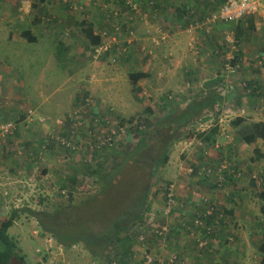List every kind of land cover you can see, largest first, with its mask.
Returning <instances> with one entry per match:
<instances>
[{
    "label": "rangeland",
    "instance_id": "374dc122",
    "mask_svg": "<svg viewBox=\"0 0 264 264\" xmlns=\"http://www.w3.org/2000/svg\"><path fill=\"white\" fill-rule=\"evenodd\" d=\"M57 1L58 0H52V3H48V7L46 6L47 8L45 7L42 12L41 10L43 7L40 10L37 3H33L32 0H0V15H10L9 18L11 19L6 22L0 20V28H3L5 25L10 31L14 30V33H18L20 30L23 32L28 29L31 24L35 23L33 27L35 35L39 40L37 45L28 44V47H31L30 50L32 49V46H34L37 51L30 52L29 50L28 53L23 56L19 55L15 58L21 60L30 58V61L32 62V71H38L35 77L36 80H38L37 85L42 87V89L41 87H37L39 92L35 90V96H43L41 91H44L46 101L48 100L51 107L49 112L44 110V104H41V107L43 108L42 110L34 109L32 107L36 110V112H41L43 113L42 115H47L46 117L49 118L47 124H44V126L43 122L41 123V121H38V118L36 122L34 121L35 124L37 122L41 124L37 123L38 128L35 127L31 130L32 133H36V135L30 136L33 139L32 147L36 142L40 141L41 143L43 139H46L49 133L59 134V136H57L59 138L58 140H49L48 152H45L46 156H44L45 154L43 155V159H45V161L39 166L40 168L39 170L37 169L38 171L28 175L29 180H19L21 182L17 180H15L16 182L14 180L6 181L4 174L0 173V185L3 181L4 185H6L5 187L11 189V192L8 193V195L7 193L3 195L4 198L0 193V222L7 219L13 211H17V217L13 225L8 228V235L16 241L17 247L20 250V255H23L25 263L100 264L101 262L99 257L92 258L82 244L77 243L70 248H64L62 244L56 242L52 235L47 233V235H43L36 220L21 211L25 208L32 211L47 212L59 210L60 212L57 216L58 221H64V225H69L73 232L80 233V231L83 230L86 235L89 233L93 235H102L105 231H112L110 225L112 224L111 219L117 216L121 212L120 210L125 208H121L122 205H124V202H122L124 198L113 192L111 189H108L103 196H99L97 198L101 187L97 176L100 171L99 169L102 168V171H108L113 164L116 163L117 158L120 157V153L123 155L132 149V145L137 141L138 130L149 124L164 121L169 115L167 113L172 109H183L189 101L199 94L203 88L202 85L207 83L205 81L218 76L222 78V82L217 86H213L212 89H215L214 93L218 94L223 99L220 104L222 106V110L216 114L217 108H219L218 106L212 111H209L208 108L204 109V114H208L209 118L206 122L202 121L198 122L194 126H189L190 130L194 129V137L191 141H187L185 139V128L177 131V133L174 132V136L176 137L167 149L169 157L168 162L164 166H159L152 177L146 176L150 185V211L146 214V216L150 219L149 223L153 224V227H159L160 220L163 219L162 213L167 212L168 210L167 207L163 208L164 191L168 188H170V191L172 190L175 192V195H178V200L181 198L187 199L186 202L191 203V208L195 205L192 200L193 198L199 199L201 202L207 200V204H204L203 206L205 209H208V206L212 205L210 199L213 198L215 206L218 207L219 210H224V207H230V209H233V216H228L226 224H208L212 226V228L217 227V225H224V227L223 231H220L218 234L219 237H221L218 238L220 241L217 242V240H215L213 242L210 247V253L207 254L206 259H203L202 261L203 264H215L218 262H222L223 264L225 260H227L229 264H260V261L257 258V253L256 257L249 255L246 257L247 259L242 260L240 254L241 251L237 253L235 252L239 249V247H241L242 250L244 249L241 245L244 244L246 239L254 245L258 244L262 239L261 231L264 230V215L261 214L259 210V198L257 197L259 192L264 190V188L259 183L255 186H251L249 183L251 179L249 175L262 176L264 173V142H260V145L252 143L249 146H242V144H240L237 146V150H235V143L238 144L239 141L238 139L235 141L237 131L234 127H232V121L239 116H243L245 118L247 117L246 119L248 120L246 121L249 123L256 122L261 118H264V115H262L264 108L261 107V105L256 104L255 99H252L255 97L251 96L253 87L249 86L250 80L246 78L249 76L248 73L252 71V69H247L246 67H251V65L245 63L240 64L241 68L239 71L233 74L227 72L224 68L222 73H220V70L216 73L215 68H211L208 71L202 70V72L194 71L197 74L196 76H193L192 78L194 79L191 80L183 78L185 71L182 69L184 68L181 69L180 65H173V63L170 62V57H168L169 61H167L168 65H171L169 71L167 68L154 69L153 59L155 57H151L152 66L150 67L154 69L153 74H155L157 80L152 81L151 77L149 83L146 84H144V80H140L138 82L139 90L135 87L136 91L133 86L129 84L127 79L129 70L131 71L136 69L137 71H141L144 69V67L140 65L137 66L135 64L136 61H140V59L143 58L144 53H140V48L143 46L141 45V38L136 36L137 40L135 42L138 44V48L135 51V55L139 57H133L129 62H117L116 64H113V66L108 67L110 63L109 58H103V61H98L96 60L97 58H92L89 51L86 50L85 52H87L88 55L85 54V57L80 56L81 59H77L79 58V55L76 54L78 53L76 51L78 48L75 47L76 49L73 51L75 53L70 55L69 58L71 61L68 64L69 67L67 69L61 68L58 70L57 67L59 66H56L47 60V54H51L55 57L54 52L58 51V44L61 43V41L73 43L74 45L82 42V47H84V43H86V41L83 39L81 41V36L74 37L73 39L72 37L70 38L67 36L69 30L71 32L76 31L77 29L70 28L64 24V22L69 20V16L72 14L55 8ZM259 7V12L261 13L264 10V4H260ZM79 10L80 8L77 7V12H74V15H78V18H82V15H79ZM90 10L93 12L94 8L92 7ZM34 18H38L40 22H34ZM16 20L19 22H16V27H14L13 25ZM218 24H223V29L227 30V33H231L230 28L232 25L225 23L206 24V22H202V24L199 23V26L194 27L193 29L194 32L197 33V37L199 39H203L206 31L209 29V25H211L210 27H213ZM151 28L152 27H150V29ZM259 32H264L262 27ZM1 35L2 34H0V36ZM22 39L23 42H27L25 38L22 37ZM123 40L124 39H122L119 44H122L124 42ZM114 42H117V39H115ZM223 42L229 46L225 36L223 37ZM23 44L21 46H23ZM197 44H200V42ZM261 45L262 41H259L258 47ZM143 48L145 49V47ZM229 48V52L225 53L221 57L224 59V62L226 58L232 56L230 52L233 48L232 50L231 46H229ZM201 49L202 48L199 47L194 50L197 51V56H199ZM225 50L227 49H225L224 45V51ZM238 50L239 48H237V51ZM210 52L211 51L209 49H206L203 56H210ZM259 52H264V45L261 47ZM0 53H4V50L0 49ZM8 57L11 59L14 58L13 54H9ZM3 58L7 59L6 56ZM97 64H100L103 68H97ZM148 64L149 62H145L143 66ZM165 64L167 65V63ZM252 66L257 67L254 65ZM173 67L177 68L176 74H174ZM243 67L245 68L243 69ZM163 72H165L164 74L167 75L168 79L163 76ZM249 78L251 77L249 76ZM64 80H66L65 84ZM105 81H108L107 86H105V84H107ZM259 81L264 83V72L260 73L258 78L255 80L257 84H259ZM59 84H61V86H59ZM244 84H246V88ZM114 87H116V91L114 90ZM16 90L21 91L18 88H16ZM24 91H27V89H24ZM84 91H87V96L82 98V104L80 105L83 106L84 109H82V111L85 112L83 114V121L85 124H83L84 128L81 133L84 134L85 131L87 132L89 129H94V123H97L95 119L98 115L99 119L108 118L111 119L114 124V119L122 125L137 121L135 129L127 126V129L129 130V136L126 138L127 140L120 141L114 149H106L102 151L101 154L105 158L101 157L99 154L101 157L100 160L95 161H93V155H90L85 151V149L82 150V147L79 146V148H76L72 145L67 147V139L63 133H60V130H64V127L60 130L58 129V126H62L61 124H58V121H61L58 119L64 118V115L69 112L67 110L73 96L80 99L83 97L82 93H84ZM116 93L117 98L109 96L110 94H115L116 96ZM204 94V97L211 95L208 92ZM19 96H21V93ZM109 102H112V104ZM5 103L6 102L3 101V104ZM251 104L256 110V113H253L252 118H250L252 112L249 111L250 106H252ZM93 106H97L99 108L98 111L93 112V116L95 117L90 116L89 113ZM102 106H104V108L100 111V107ZM106 108H111L113 112H116L119 116L121 115V117L119 119L107 117L109 115L105 112ZM33 109L32 111H34ZM148 109L150 112L147 111ZM2 111H5L4 108H2ZM20 111L21 113H28V110ZM12 113L14 114L15 112ZM0 117H2L0 118L1 125L10 121L14 122V119L9 114L8 116L2 115ZM120 121H122V123ZM29 123H33L31 118L28 124ZM28 124L24 122L22 125L26 128L29 126ZM98 126H100V124H98ZM214 127L217 128L218 139L213 146L209 147L200 139L195 137L196 133H202L201 131H208L210 128ZM106 129L107 128L103 127V125L99 128L100 131H104ZM125 133L126 132L124 131V134ZM241 133H244V131H241ZM123 135H121L122 138ZM1 137L2 136H0V143L4 142V140H6L5 138H11L12 134L11 136ZM12 140L13 139L10 141ZM11 143L14 142L12 141ZM165 143L166 142L161 144V140H158L153 143V152L151 155L146 157H142L140 155L139 157L134 158L137 160L140 159L139 163L147 165L149 160L160 156V149L164 147ZM230 146L231 148H229ZM202 147H205L206 150H203ZM16 148H18L21 152V154H19V159H22L24 155L23 147H20L19 145V147L17 146ZM255 148H258V150L256 151ZM69 150L75 153H70ZM83 153H85V155H82ZM222 160H226L227 163H230L231 169L234 171L240 170L242 172V176L237 178L238 180H235V184H237L238 189L236 188L237 191L234 193V198L232 197L231 202H228L225 199V193L228 194L232 190L231 184H227L223 189H221L223 194L222 197L218 195L217 191H219V189L217 190V188L213 186L212 182H203L200 180L197 172L194 173L195 168H198V166L201 167L200 165L207 166L208 163L209 166H211V164L215 163V161L218 162ZM98 162L100 163L99 166H97ZM129 165L134 166L133 163ZM91 167L96 170L98 169L97 174L95 173L91 175L89 173V168ZM125 170L127 169L125 168ZM190 170L192 173L189 172ZM41 171H43V174L38 175V179L37 173L39 174ZM132 171L134 172V169H132ZM152 172L153 170L151 169L150 173ZM124 173L126 174L127 179L133 178V175H128V171ZM124 173H122V175H124ZM72 177H75L76 179L72 180ZM140 177L141 176L138 178ZM258 180L259 178H257V181ZM16 184L19 185V189H21V191H19L16 196H13V188ZM62 190H65V192H67V190L70 191L72 200L69 203H67V198L62 197L59 194ZM241 194L243 196H240ZM126 201L128 203L129 199ZM74 206H82V208L75 207L74 211H71ZM65 208H68V211ZM185 213L189 212L186 211ZM174 214L175 215L173 216L171 215L172 217L170 216L171 222H177L176 225L181 226L178 228L174 225V233L177 234L171 237H165L164 243L162 241L153 242V239H151L147 244L138 245V243L134 241V245L130 248V252L134 253V256L127 259L126 257H123V250L124 248H128V245H123L122 243H126V240L128 239L126 237H128V235H123L121 236V243L116 242L115 245L105 250L106 254L115 256V251H118V264H136L141 260L143 249H150L152 254L167 256L174 253V251H177L178 253V251H180L179 249L184 250L185 247H189L191 248V251L189 252L190 256H188V258H186V256H182L185 259L183 264H188V261L194 264L192 258L197 256L198 248L194 246L193 242L197 241V237L203 236L202 231L197 232L196 235H194L193 229L190 228V225L192 224L190 217L187 218L188 220L186 221L185 219L178 220L175 219L179 215L178 210L175 211ZM199 223L204 225L207 224V221L203 219V221L201 220ZM249 225H257L258 227L253 230L248 228ZM171 242H175L176 247L168 244ZM162 243L166 245V248ZM203 243L204 242H200V245H205V243ZM218 249H223V252L220 254L221 259L212 257L213 254L211 251L215 252ZM224 252L225 254H222ZM184 254L187 255V253ZM13 264H15V262Z\"/></svg>",
    "mask_w": 264,
    "mask_h": 264
},
{
    "label": "trees",
    "instance_id": "16d2710c",
    "mask_svg": "<svg viewBox=\"0 0 264 264\" xmlns=\"http://www.w3.org/2000/svg\"><path fill=\"white\" fill-rule=\"evenodd\" d=\"M32 1L33 3H37V6H39L40 10L43 7L41 10L43 12L44 8L52 0H32ZM179 1L180 0H58L55 8H58V10L66 11V13L72 14L69 16V20L67 22H64V24L66 26H69L70 28L77 29L76 31H71V32L69 30L67 36L70 38L72 37V39L74 37L81 36V41L83 39L86 41V43H84V47H82L83 46L82 42L76 45L71 43L70 46H66L64 45L65 41H63L59 43L58 46L59 49L56 55L60 58H63V55L65 58H70L68 55L64 54L63 51L67 50L71 52V50L74 51V49H76L75 47L80 46L82 47L83 51L81 54H77L79 55V57L80 56L85 57V54H87V52H85L86 50L89 51L91 57L94 58V56L97 53L96 52L97 47L107 45L106 50L101 51L98 54L96 60L103 61V58H107V59L109 58L110 59L109 66L106 65L108 67L113 66V64H116L117 62H129L133 57H139L135 55L136 54L135 51L138 48V44L135 42L137 40L136 36L141 38V33L142 31H145V28L147 27L149 22L151 24L159 23V19L163 17L164 22L166 23L167 22L166 20L172 19V17H174L175 14L180 12L181 18L185 20L184 21L185 24L184 25L182 24L183 28L184 26H186V28L188 29H193L194 27L199 26V23L202 24L203 20L206 19L207 16L206 17L202 16V18L200 17L199 20H195L194 18H196L197 16L196 9H189V7L186 6H183V9H181L182 5L179 6L175 5L179 3ZM223 2L224 0H220L219 6L222 5ZM77 7L80 8L79 15L81 14L82 18H78V15H74V12H77ZM92 7L94 8L93 12L90 10ZM169 8L173 9L172 15H170L169 13L165 15L164 12ZM217 11L218 9L216 10V12ZM201 13L205 14L204 11H201ZM255 16L256 15L250 14L247 16H243L239 18L237 21H233V22H219V21L208 22L209 24L225 23L232 25L230 31L234 36L236 48H239L238 50L239 52H232V55L234 57L233 62L238 61L239 60L238 55H241L240 47H239L240 42L253 41L251 35L255 32V27L253 26V17ZM36 22L38 23L40 22V20L37 18ZM162 24L163 23L159 25L160 27L159 31L161 33H166V32L169 33L171 29L168 27V24L170 23L161 26ZM34 25L35 23L32 24V26ZM22 36L27 40V42H36L37 40V37L32 36L30 30L28 29L22 32ZM115 39H117V42H114ZM122 39H124L123 40L124 42L122 44H119V42H121ZM229 50L230 48L228 46L226 51L229 52ZM147 52L148 51L146 48L145 49L140 48V53H143L144 56H148L149 59H151L153 53L151 52L147 53ZM255 57H256L255 59L250 58L248 61L249 62L255 61L254 66L256 64L259 67L260 73L264 72V52H259V54L256 55ZM258 61H262V64L258 65L257 64ZM147 76L148 75L146 73L142 71H137L135 69L131 71L129 70L127 79L129 80V83L131 84V86H133L134 89L136 87V89L139 90L138 82ZM221 81L222 78L218 76L214 79L208 80L207 83L203 85V88L201 89L199 94L198 95L196 94L197 96L193 98L191 101H189L183 109L181 110L172 109L170 110V112L167 113L169 115L166 117L164 121H158L154 124H149L138 130L137 141L132 145V149L124 153L123 155L122 153H120L119 154L120 157L118 156L119 158H117L116 163H114L113 166L108 171L107 170L102 171L101 168L99 169L100 171L98 172V169L96 170L95 168L92 167L89 168L90 169L89 173L91 175L95 173L97 174L98 172L97 176L101 184V187L98 192L99 195H97V198L99 196H103V194L108 189H111L113 192H115L118 195H121L124 198L122 201L124 202V205H122L121 208L124 207L125 208L120 210L121 212L117 216L111 219L112 224L110 225L112 231L110 232L105 231L103 232L102 235H93L91 233L86 235L83 230H81L80 233L73 232L69 225H64L65 224L64 221L60 222L57 220V216L60 212L59 210H55L53 212H47V211H32L28 208H25L21 212L26 213L30 217L34 218L42 231L41 233L43 235H47V234L52 235L55 238L56 242L62 244L64 248H70L71 246L80 243L89 252L92 258L99 257V260L102 264L104 263L112 264V262L118 264V260H117V258H119L117 257V255L119 254L117 253L118 251H115L117 253V254L114 253L115 256H110L109 254H106L105 250L115 245L116 242L121 243L120 242L122 241L121 236L123 235L124 236L128 235V237H126L128 238L126 240V243L124 242L122 243L123 245L124 244L128 245V248H124L123 250V257H126L127 259H130L134 256V253L130 252V248L132 247V245H134L133 243L134 241H136L138 245L147 244L151 239H153V242L162 241L164 243L165 237H171L177 234L174 233L175 231L174 225H176L177 222L176 223L171 222V217L175 215L174 214L175 211L178 210L179 215L175 219L178 220L185 219L186 221L188 220L187 218L190 217V220L192 221L190 228L193 229L194 235H196L197 232L202 231L203 236L197 237V241L193 242L194 246L198 248V252H197V256L193 257L192 259L194 264L196 263L203 264L202 261L203 259H206V255L210 253V247L213 244V242L215 240H218V238H221L219 237L218 234L220 231H223V227H224V225H217V227L212 228V226L208 224L209 223L226 224V220L228 216L229 217L233 216L232 215L233 209H230V207H224V210L223 209L219 210V208L215 206V202L211 197H210L211 198L210 201L212 202V205H209L211 207L208 206V209H205L203 207L204 204H207L206 203L207 200L201 202L199 201V199H194V198L192 200L195 205H193V207L191 208V203L186 202L187 199L181 198L180 200H178L179 198L178 195H175V192H173L172 190L170 191V188H168L164 191L165 193L163 197L164 198L163 208L170 207V210L168 213L165 212L162 213L163 219L160 220V225H159V229L161 230V228L165 227L166 232L164 233V235L151 236L149 232L152 230L153 224L149 223L150 219L146 216V214L150 211V205H149L150 185L148 179H146V176L152 177L159 166H164L168 162L169 157H168L167 149L172 144V141L176 137L174 136V132L177 133V131H180L181 129L185 128L186 129L185 139L187 141H191L194 137V129L190 130L189 126H194L198 122H202V121L206 122V120H208L209 118V115L208 114L205 115L203 110L208 108L209 111H212L215 108H217V106L219 108H217L216 114H218L222 110V106L220 104L222 103L223 99L221 96L214 93L215 89H212L213 86H217L219 83H221ZM249 86L253 87V90L251 91V96H252L254 95L255 87L257 86L252 84H249ZM262 89L263 92H258L255 98L258 97L262 98L261 107L264 108V86L262 87ZM206 92H208L211 95L204 97L205 95L204 93ZM82 94L83 97H81L80 99L78 97L75 98L73 111L78 110V108L82 104V98H85L87 96V91H84V93ZM94 111H98L97 106H93L92 110L89 111L90 116L95 117L93 116ZM108 111L113 112V110L110 109H108ZM147 111L150 112L149 109ZM242 123L243 120L240 118H236L235 121L233 122L235 126H238ZM242 128L244 129V133H240V134L244 138V142H246L247 144L253 143L257 139L262 140L264 142L263 122L246 124ZM195 137L200 139L207 146L209 147L213 146L217 142L216 139L218 138L217 128L214 127V128H210L208 131H204L202 133L200 132L196 133ZM158 140H161V144L166 142L164 144V147L160 149V153H161L160 156L156 157L155 159L149 160L147 165H143L139 163L140 159L137 160L134 158V157H139L140 155L142 157L151 155V153L153 152V143L157 142ZM85 141H87L89 144L92 143V141H90V139L87 138L85 139ZM202 149L206 150L205 147L204 148L202 147ZM95 154L97 155L96 160H100L101 157H104L101 154V152L99 153L95 152ZM99 154L101 155V157ZM94 159L95 158H93V161ZM99 162L97 166H99L100 164ZM132 163L134 164V166L129 165ZM215 164L217 163H212L210 167H213ZM125 168L127 170H125ZM132 169H134V172L132 171ZM151 169L153 170L152 173H150ZM199 170L200 168L198 166V168H195L194 173L198 172ZM127 171H128V175H133V178L127 179L126 174L124 173ZM122 173H124V175H122ZM139 176L141 177L138 178ZM260 176H256V179L250 177L251 178L249 182L250 185L255 186L257 185V183H259L264 188V173L262 174L261 177ZM199 177L200 180H202L203 182L206 181H208V183L212 182L214 187L217 186L216 182L211 181L209 176H206L205 173L199 175ZM225 178L226 180L222 183L221 188L219 187V191H217V193L218 195L223 197L221 189H223L227 184H231L232 187L231 192L228 194L225 193L226 201L231 202L232 197L234 198V193L237 191L235 188V180L238 179L234 175H226ZM257 178H259L258 181ZM73 179L76 178L72 177V180ZM240 196L243 195L241 194ZM257 197L259 198V205H260L259 210L261 214L264 215V190L260 191ZM127 199H129L128 203L126 201ZM67 200H68L67 203H69L72 200L71 193H69ZM75 207L82 208V206H74L72 207L73 209L71 211H74ZM68 208L65 209L67 210ZM186 211H188L189 213H185ZM16 217H17V211H13L7 219L0 222V264H13L14 262L15 264H26L23 255H20V250L17 247L16 241L8 235V228H10L13 225ZM203 219L207 221V224L202 225V223H199L201 220L203 221ZM195 220L199 222L195 223ZM176 226L179 228L181 225H176ZM261 234H262V239L260 241L257 251L260 256V264H264V230L261 231ZM139 236L144 237L143 243L139 241L138 239ZM200 242H204L205 245H200ZM168 244L176 247L175 242H171ZM179 250L180 251H178V253L177 251H174V253H171L167 256L161 254L158 255L152 254L150 252V249L149 250L146 249L145 253L152 254L153 260L149 264H182L183 261L185 260L182 256H186V258H188V256H190L189 252L191 251V248L185 247L184 250L183 249H179ZM211 252L213 254L212 257H215L214 251ZM184 253H187V255H185ZM171 255H175L174 256L175 258H171ZM136 264H144L142 261V257L140 262ZM215 264H222V262H218ZM223 264H229V263L227 262V260H225Z\"/></svg>",
    "mask_w": 264,
    "mask_h": 264
},
{
    "label": "crops",
    "instance_id": "0c3cea01",
    "mask_svg": "<svg viewBox=\"0 0 264 264\" xmlns=\"http://www.w3.org/2000/svg\"><path fill=\"white\" fill-rule=\"evenodd\" d=\"M50 3H52V1ZM219 4H220V0L219 1L218 0H216V1L215 0H213V1L212 0H180L179 3H177L175 5H178V6L182 5L181 9H183V6L189 7V9H196L197 16L194 19L199 20L200 17L202 18V16H204V17L207 16L206 19L203 20V22H206V24H209L208 22H209L211 15H213L216 12V10L219 9V7L221 6V5L219 6ZM201 11H204L205 14H202ZM213 11H215V12H213ZM177 12H178V9H177ZM211 12H213V13H211ZM168 13L170 15H172L173 9L169 8L164 12L165 15ZM9 17H10V15L6 16V15L2 14V15H0V20L6 22L8 20H11ZM166 21L167 22L165 23L163 17H161V19H159V23L151 24L149 22L147 27L145 28V31H142V33H141V45H143L142 48L145 47L148 51L147 53L151 52V53H153L152 58L155 57L153 59L154 60V62H153L154 69L167 68V70L169 71L171 68V65H168L167 61H169L168 57H170V62H172L173 65H180L181 69L184 68V69H182L185 71V73L183 74V78H186V79H191V80L194 79L192 77L196 76V74H197L194 71L202 72V70L208 71L211 68H215L216 73L219 70H220V73L223 72V70H224L223 68H225L224 63L230 62L227 59H225V62H224V59L221 58L227 52L226 50L224 51V45H225V49H227V46H228L226 43L223 42V37L227 33V30L223 29V27H224L223 24H218V25L213 26V27H210L211 25H209V29L206 31L205 37H203V39H199L197 37V33L194 32V29H188V28H186V26H184V28H183V25L185 24L184 23L185 20L181 18L180 12L175 14V16L172 17V19H169ZM16 22H19V21L16 20L14 22V25H13L14 27H16ZM34 22H36L35 18H34ZM161 23H163L161 26H164V24H168V23L171 24V26H170V24H168V27L171 29L169 31V33L168 32L161 33L159 31L160 27L158 25ZM253 26L255 27V32L251 35L253 41L240 42L239 45H240L241 55H238V59H239L238 61L241 62L240 64L245 63V64L251 65V67H246L247 69L248 68L252 69V71L250 73H248V75L251 78H249V76H247L246 78H248L250 80L249 81L250 84L257 86V87H255L254 95H252V96H257L258 92H263L262 87L264 86V83H261L259 81V84H257L255 82V80L258 78L260 70H258V66L256 64H255V66H257L256 68L252 66V65H254L255 61L249 62L248 60L250 58L255 59L256 58L255 56L259 54L261 47L264 45V32L263 33H260L261 31L259 32L261 27H264V10L261 13L259 12V14H257L255 17H253ZM150 27H152V28L150 29ZM148 28H149V30H148ZM28 30H30L32 36H36L35 31H34V27L32 26V24L30 25ZM262 30H264V28H262ZM0 34H2L0 36V49L4 50V53H0V116H2V115L8 116V114H9L14 119V122L16 123V129L14 130L12 137L11 138L9 137V139L5 138L6 140H4V142L0 143V173L4 174V176H5L4 178L6 181L29 180L28 175H31V173L33 174V173H35V171H38L40 168L39 166L41 164H43L45 161V159H43L44 158L43 155L45 154V152H48V146L49 145H47L46 151L41 150V147H42L41 145L44 144L42 142H45L49 139L48 135L50 134L49 133L47 135V138L43 139L41 141V143H40V141H38L32 147L33 139L30 136H34V135H36V133H32L31 130L34 129L35 127L38 128L37 127L38 124H41L42 122H43V126H44V124H47L48 119H49L48 117H46L47 115L44 116V115H42L43 113L36 112V110H34V109H41L42 110L43 108L41 107V104H44V110L46 112H49L51 107L49 105L50 103L48 102V100L46 101V95H44V91H41L43 96H35L34 91L37 90L39 92L37 87H41V86L37 85L38 80H36L35 77H36V73L38 71L37 70L32 71V69H31L32 68V62L30 61V58H25L24 60L15 59V58L18 57L19 55L23 56L24 54L28 53V51L31 48V47L30 48L28 47L29 46L28 44L37 45L39 40L37 38L36 42H23L22 30H20V32H18V33H16V32L14 33V30L10 31L9 29L6 28L5 25L3 28H0ZM192 39H193V42H192ZM259 41H262V45L260 47H258ZM198 42H200V44H197ZM223 43H224V45H223ZM22 44H23V46H21ZM64 44H66V46L71 45V43H67L66 41L64 42ZM58 46H59V44H58ZM199 47H201L202 49L200 50L199 56H197L196 55L197 51H194V50H196ZM76 48H78V49H76V51L78 52L76 54H81L83 51L82 47L77 46ZM206 49H209L211 51L210 52L211 55L204 57L203 54L205 53ZM31 51H37L36 47L32 46V49L30 50V52ZM237 52H239V51H237ZM56 53H57V51L54 52L55 57L51 54L50 55L47 54V56H48L47 60H49V62H51L52 64L59 66V67H57L58 70H60L61 68L67 69L69 67V65H68L69 62H71L70 59L65 58L64 55H63V58H59L56 55ZM63 53L70 57V55L73 54V50H71V52L66 50V51H63ZM9 54H13L14 58L13 59L9 58L8 57ZM4 56H6L7 59L3 58ZM77 59H80V57ZM200 59H202V60H200ZM145 62H149V64L143 66V64ZM51 63H49V64H51ZM151 63H152L151 59H149L148 56H144V55H143L142 61L140 59V61L135 62V64L137 66L140 65V66L144 67V69H142L141 71L148 75L147 77L142 79V80H144V84L149 83L151 77H152L151 78L152 81L157 80L155 77V74H153L154 69H152V67H150V66H152ZM165 63H167V65ZM77 64H79V63H77ZM96 67L97 68H103V66H101L100 64H97ZM155 67H157V68H155ZM244 68L245 67H243V69ZM176 71H177V68H174V74H176ZM62 73H64V72H62ZM110 73H111V69H110ZM164 73L165 72H163V76L167 78V75H165ZM66 76H67V74H66ZM211 79H214V77H212ZM105 82H107V84H105V86H107L108 81H105ZM205 82H207V81H205ZM65 83H66V80H64V84ZM59 86H61V84H59ZM16 88H18L21 91H17ZM24 89H27V91H24ZM41 89H42V87H41ZM114 90L116 91V87H114ZM20 93H21V96H19ZM109 96L117 98V93H116V96H115V94H110ZM74 97L75 96H73V98H72V100L68 106L69 108L67 111H69V112L66 113L67 112L66 111L65 112L66 115H64V118L58 119L61 121L56 120V121H58V124L62 125L61 127L58 126V129L60 130L62 127H64V130H62V131L60 130V133H63L65 136L72 138V140H71L72 145L76 148H79V146H80V147H82V150L85 149L86 152H88L90 155H93V158H95L94 159V161H95L97 158V155L95 154V152H92L89 149V143L87 141H85V139H86L85 134L86 133L83 134L79 131L76 133L71 132L72 131V125H71L72 123L70 124V122L67 118H68V114H70L73 111L74 107H72V106L75 104L74 100L76 98V97L75 98ZM252 99L256 100V104L261 105L262 98L253 97ZM3 101L6 103L3 104ZM109 103L112 104V102H109ZM2 108H4L5 113L2 111ZM21 108H23V109H21ZM100 108H101L100 109V111H101L104 108V106H102ZM32 109L35 112L32 111ZM17 110H19V111H17ZM20 110H26V111L28 110L27 111L28 113H25V112L21 113ZM98 110H99V108H98ZM249 111L252 112V115H250V118H252L253 113H256V110L253 108V105L250 106ZM12 112H15V113L13 114ZM105 112L107 113V115H111L110 116L111 118L119 119L121 117V115L119 116V114H117L116 112L108 111V108H106ZM262 115H264V111H263ZM29 117L33 120V123L28 124V122L30 120ZM98 117H99V115H98ZM0 118H2V117H0ZM37 118H38L39 122L41 121V123L37 122L38 124L37 123L35 124ZM89 118H90V116H89ZM237 118L242 119L243 123L238 125V126H235L233 124V122L235 120L232 121V127H234L235 130L237 131V135L235 136V141L237 139L239 141L238 144L235 143V146H234L235 150H237V146H239L240 144H242V146H247V145L249 146L252 144V143L247 144L246 142H244V138L240 134L241 131H244V129L242 128L244 125L258 123V122L264 123V118H261L259 121L251 122V123L246 121V120H248V119H246L247 117L245 118L243 116H239ZM24 122H26L29 126L24 128L22 125ZM54 134H56V133H54ZM80 135H81L80 142L79 141L77 142L75 137H78ZM11 139H13L12 141L14 143H11L12 142V141H10ZM217 139H216V141H217ZM260 142H263V141L257 139L253 143L260 145ZM19 145H20V147L22 146L23 150H24V155H23L22 159H19V157H20L19 154H21V152L18 150V148H16L17 146L19 147ZM229 148H231V146ZM255 150L257 151L258 148H255ZM69 151H70V153H75V152H72L71 150H69ZM77 153H79V152H77ZM85 153H83L82 155H85ZM90 155H89V157H90ZM44 156H46V154ZM220 156H221V154H220ZM218 162L215 161V163H218ZM203 164H205V163H203ZM207 165H209V164L207 163ZM43 170H45V169H43ZM40 174L42 175L43 171H41L39 174L37 173L38 179H39L38 175H40ZM64 180H66V179H64ZM21 181H19V182H21ZM5 186L6 185H4V182L2 181V184L0 185V193L2 194V197H3V195H5V193H7V195H8V193L11 192V189L6 188ZM235 188L238 189L237 184H235ZM13 190H14L13 196L14 195L16 196V194L19 193V191H21V189H19L18 184H16V186L13 188ZM244 226H246V225H244ZM257 227H258L257 225H249L248 228H251L254 230L255 228L257 229ZM218 240H217V242H218ZM259 244H260V242L256 245H254L249 240L246 239L244 241V244L241 245V246H243L244 249L242 250L241 247H239V249L235 252L237 253V252L241 251L240 254H241L242 260L247 259L246 257H248L249 255H253L256 257V253H257V256H258L257 258L260 261V256H259L258 251H257ZM225 250H228V249H225ZM221 252H223V249H221V250L218 249L217 251H215L214 252L215 257L221 259V257H220ZM254 252H255V254H254ZM222 254H225V252Z\"/></svg>",
    "mask_w": 264,
    "mask_h": 264
},
{
    "label": "built area",
    "instance_id": "2783aa9c",
    "mask_svg": "<svg viewBox=\"0 0 264 264\" xmlns=\"http://www.w3.org/2000/svg\"><path fill=\"white\" fill-rule=\"evenodd\" d=\"M260 4H264V0H224V2L222 3V5L220 6V8L218 9V11L211 16V18L209 19V22H216V21H220V22H233V21H237L239 18L243 17V16H247V15H257L259 14V10H260ZM76 8V7H75ZM226 41L229 44V46H231V50L233 48V50L230 52V54L232 55V52H237V48L235 46V41H234V36L232 33H227L225 35ZM107 45L101 46V47H97L96 49V55L94 56V58L98 57V54L101 51H105ZM227 60H229L230 62H227L224 64L225 66V70L227 72L230 73H236L239 71L240 67V62L236 61L233 62L234 57L233 55L226 58ZM259 63H257L258 65H261L260 63H262V61H258ZM245 88H246V84H244ZM83 106H80L78 108V110H74L72 111L70 114H68V120L70 122V124L72 125V131L73 133L76 132H81L82 129L84 128V121H83V117H84V113L82 111ZM109 117V116H107ZM111 118V117H109ZM95 121L97 123H94V129H89L87 130V132L85 131V138L90 139V141H92L91 144H89V149L92 152H102L106 149H112L115 148L116 145L120 142V141H125L127 140L126 138L129 136V130L127 129V126H130V128L135 129L137 121H134L130 124H120L119 122H116L117 120L114 119V122L111 119L108 118H104V119H99L98 117L95 119ZM61 123V122H60ZM98 124H100V126H98ZM101 125H103V127H106L107 129L104 131H100L99 128L101 127ZM16 129V123L15 122H6L5 124H0V136H2L1 138H3V136H11V134L14 133V130ZM204 130V129H203ZM124 131L126 132L124 134ZM205 131V130H204ZM201 131V132H204ZM124 134V135H123ZM56 135V136H55ZM123 135V138L122 136ZM49 139L48 140H58L59 138L57 136V134L54 133H50L49 135ZM51 138V139H50ZM65 138L67 139L66 141V145L67 147L69 145H72L71 140L72 138L65 136ZM77 142H80L81 139V135L78 137H75ZM45 141V143L43 145H41V150L46 151L47 149V145L49 141ZM73 146V145H72ZM202 146V144H201ZM74 147V146H73ZM204 148V147H203ZM200 170L197 172L198 175H202L205 173L206 176H209L210 180L213 182H216L217 186L216 188L219 189V187L221 188L222 183L226 180L225 176L226 175H234L236 178H240L242 176V172L239 171H234L233 169H231V164L227 163L226 160H222L219 161L217 164H215L213 167L210 166H201L199 167ZM189 172L192 173V171L190 170ZM252 178L256 179V176H253ZM257 182V181H256ZM70 191L67 190V192H65V190L60 191L59 194L64 197V198H68ZM168 210L165 213H168L170 210V207H167ZM199 221L195 220V223H197ZM166 232V228L163 227L161 228V230L159 229L158 226H154L152 225V230L150 231L151 236H155V235H164V233ZM139 241L141 243L144 242V237L143 236H139ZM50 241V240H47ZM146 249H143L142 251V261L144 264H149L152 260V254H147L145 253ZM175 255H171V258H175ZM102 264V263H100ZM106 264V263H104ZM112 264H116L115 262H112ZM183 264V263H182ZM188 264H191V262L188 261Z\"/></svg>",
    "mask_w": 264,
    "mask_h": 264
},
{
    "label": "clouds",
    "instance_id": "9594fccd",
    "mask_svg": "<svg viewBox=\"0 0 264 264\" xmlns=\"http://www.w3.org/2000/svg\"><path fill=\"white\" fill-rule=\"evenodd\" d=\"M110 110H112V109H110ZM110 116H111V115H109V117H110ZM251 176L253 177V176H256V175H251ZM251 176L249 175V177H251Z\"/></svg>",
    "mask_w": 264,
    "mask_h": 264
}]
</instances>
